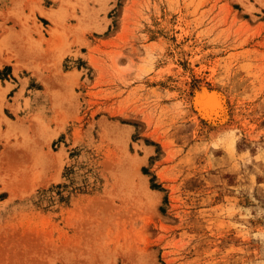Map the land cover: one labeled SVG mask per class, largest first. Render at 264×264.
Masks as SVG:
<instances>
[{"label": "rangeland", "instance_id": "1", "mask_svg": "<svg viewBox=\"0 0 264 264\" xmlns=\"http://www.w3.org/2000/svg\"><path fill=\"white\" fill-rule=\"evenodd\" d=\"M0 64V264H264V0H0Z\"/></svg>", "mask_w": 264, "mask_h": 264}, {"label": "bare ground", "instance_id": "2", "mask_svg": "<svg viewBox=\"0 0 264 264\" xmlns=\"http://www.w3.org/2000/svg\"><path fill=\"white\" fill-rule=\"evenodd\" d=\"M50 19L52 20V22L53 23H55V24H57V22H58V24H59V21H57V18L52 14V15H50ZM204 88V87H203ZM214 93V92H213ZM209 95H208V97L206 98L205 97V95L204 96H202L203 98L201 99V100H204V102L202 101V103H201V106L205 109V111H206V113H208L209 115L211 114V115H214V112L215 113H218L219 112V110L221 109V108H219L220 107V105L218 104L220 101L217 99V97L219 96H217L216 95V93L215 94H211V92L210 93H208ZM195 98V97H194ZM201 98V97H200ZM219 98H220V96H219ZM197 101H198V99H197ZM219 101V102H218ZM199 103V102H198ZM219 106V107H218ZM203 113V112H202ZM218 115V114H217ZM203 116V115H202ZM216 116V115H215ZM217 117V116H216Z\"/></svg>", "mask_w": 264, "mask_h": 264}, {"label": "trees", "instance_id": "3", "mask_svg": "<svg viewBox=\"0 0 264 264\" xmlns=\"http://www.w3.org/2000/svg\"><path fill=\"white\" fill-rule=\"evenodd\" d=\"M154 187L158 188V186H157V185H154Z\"/></svg>", "mask_w": 264, "mask_h": 264}, {"label": "crops", "instance_id": "4", "mask_svg": "<svg viewBox=\"0 0 264 264\" xmlns=\"http://www.w3.org/2000/svg\"><path fill=\"white\" fill-rule=\"evenodd\" d=\"M2 64H0V66H1ZM1 70V69H0Z\"/></svg>", "mask_w": 264, "mask_h": 264}]
</instances>
